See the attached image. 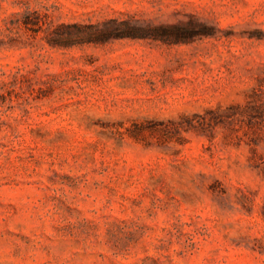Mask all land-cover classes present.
Returning <instances> with one entry per match:
<instances>
[{
	"label": "rangeland",
	"instance_id": "obj_1",
	"mask_svg": "<svg viewBox=\"0 0 264 264\" xmlns=\"http://www.w3.org/2000/svg\"><path fill=\"white\" fill-rule=\"evenodd\" d=\"M0 264H264V0H0Z\"/></svg>",
	"mask_w": 264,
	"mask_h": 264
}]
</instances>
